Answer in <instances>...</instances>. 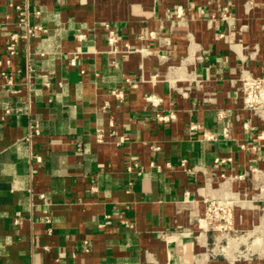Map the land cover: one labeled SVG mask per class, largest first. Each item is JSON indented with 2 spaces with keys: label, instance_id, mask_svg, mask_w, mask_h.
<instances>
[{
  "label": "crops",
  "instance_id": "0c3cea01",
  "mask_svg": "<svg viewBox=\"0 0 264 264\" xmlns=\"http://www.w3.org/2000/svg\"><path fill=\"white\" fill-rule=\"evenodd\" d=\"M242 71L264 77V0H0V264H264Z\"/></svg>",
  "mask_w": 264,
  "mask_h": 264
},
{
  "label": "built area",
  "instance_id": "2783aa9c",
  "mask_svg": "<svg viewBox=\"0 0 264 264\" xmlns=\"http://www.w3.org/2000/svg\"><path fill=\"white\" fill-rule=\"evenodd\" d=\"M22 19L21 22L27 27L28 34L27 37L32 35V31L29 26V15L28 11L21 13ZM109 30V26H106ZM38 30H42L38 28ZM20 36L15 34L10 37L8 53L10 56H14L17 52L18 44L20 41ZM116 35L113 31L109 30V44L113 45L116 42ZM131 49L129 46H126L125 52H130ZM76 59H72L71 65H75ZM3 76L7 78V74L3 73ZM46 77V76H45ZM46 86H50V81L47 79ZM240 99L243 102L244 108L251 111L255 115L261 117L264 116V77H256L253 76L251 73L247 71H242L240 76ZM116 98L122 100L124 95L121 91H113L112 93ZM159 121L168 122L174 119L173 114L168 115H158L157 116ZM220 117L224 118L225 113H220ZM32 128V127H31ZM30 128L26 141L32 145L33 139L39 135V131L32 130ZM223 137L225 139H229L230 137V130L225 128L223 130ZM264 135H261L263 138ZM213 139V137H209ZM182 166H186V161H183ZM205 218L208 223L218 231H226L229 232L231 230V219H232V207L229 203L217 201V200H210L206 201V211H205Z\"/></svg>",
  "mask_w": 264,
  "mask_h": 264
}]
</instances>
